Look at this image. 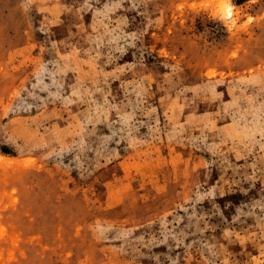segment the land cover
I'll return each mask as SVG.
<instances>
[{
  "label": "rangeland",
  "instance_id": "obj_1",
  "mask_svg": "<svg viewBox=\"0 0 264 264\" xmlns=\"http://www.w3.org/2000/svg\"><path fill=\"white\" fill-rule=\"evenodd\" d=\"M0 264H264V0H0Z\"/></svg>",
  "mask_w": 264,
  "mask_h": 264
}]
</instances>
